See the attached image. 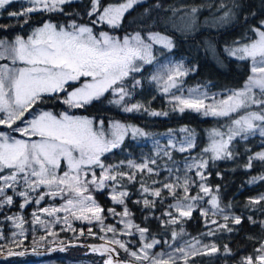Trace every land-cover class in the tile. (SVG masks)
Returning <instances> with one entry per match:
<instances>
[{
	"label": "snow or ice",
	"instance_id": "obj_1",
	"mask_svg": "<svg viewBox=\"0 0 264 264\" xmlns=\"http://www.w3.org/2000/svg\"><path fill=\"white\" fill-rule=\"evenodd\" d=\"M15 2L0 0V11L7 12L10 19L30 18L37 12L65 15L64 6L76 0H26L29 6L8 11ZM148 5L149 0H124L107 5L103 0H89V9L84 15L91 21L90 24L79 23L77 19L58 24L49 19L28 35L0 39V209L11 210L16 199L22 200L18 208L21 213L31 204L37 206L31 212L32 219L28 223L33 232L42 231L44 234L38 239L33 237V252L36 246L57 236V227L75 236L77 230L74 222H96L99 231L104 233L98 238L104 243L89 245L88 249L91 253L99 254L101 264H124L116 259L121 249L129 253L137 264H196L195 259L190 258L212 256L221 251L215 242L204 243L206 238L216 237L223 232L231 233L235 230L234 226L243 223L245 217L232 215L225 210L227 206L221 205L219 186L213 189L207 183L212 175L208 168L216 161L236 159L239 154L236 145L240 140H248L249 136L256 135L264 139V20L249 27L252 39L243 43L234 39L221 49L227 57L250 62V74L240 89L227 90L220 95L212 94L203 87L185 89V78L195 73L198 65L189 63L186 66L182 60H168L159 64L151 81L159 86L162 95L169 97L171 108L170 111H156L133 100L136 89L143 88L138 74L156 61L155 45L171 53L177 46L176 40L158 32L144 35L137 31L122 37L112 33L118 32L125 16L136 6H144L143 11L148 19H152L154 12H162L165 20L161 26L178 33L183 42L188 39L195 41L201 31L209 29L200 27V13L206 9L195 0L191 3L182 0L178 4L152 0L151 6ZM212 8L217 9L212 25L216 31H222L241 20L248 23L243 0H216ZM252 16L255 19L254 13ZM157 20L159 22V17ZM28 22L24 20L25 25ZM105 28L108 30L97 31ZM4 32L7 33V28ZM200 43L205 45L207 51H216L213 42L205 44L201 40ZM77 84L79 86L74 87ZM69 88L72 90L69 91ZM61 93L65 94L62 102L70 109H86L93 102L110 96L108 102L124 113L144 112L152 117H168L170 112L183 115L190 111L205 118L224 119L225 123L211 131L208 147L195 157H185L182 162L174 158L173 151L183 154L196 147L194 132L187 127L179 130L185 134L182 139L170 130L167 146L161 148L159 141H156L155 155L140 163L128 160L126 165L124 161L119 165H106V155L121 148L127 136L144 137L147 133L119 121L106 124L102 119L68 112L59 115L49 111L36 112L37 105L45 97ZM261 148L264 149V144ZM160 160L166 161L164 168L170 179L152 180V184L148 185L144 177L160 175ZM254 162L264 166V150L248 156L246 169L251 170ZM62 165L65 170L61 173ZM97 168L100 169L99 178L95 171ZM189 173H194L195 178ZM216 175L222 178L221 173L217 172ZM138 176L141 177L139 180ZM257 180L264 182V174L252 177L248 183ZM125 181L128 185L140 184L141 199L134 202L142 203L146 210L154 209L158 202L163 203L167 197L162 192L168 191L175 202L169 204L162 214L161 223L165 227H179L192 219L193 212H196L207 231L199 237L184 239L188 235L185 230L179 228L177 231L174 227L171 240H181L182 243L175 247L169 244L172 250L166 254L167 259H162L160 254H150V250L161 241L152 238L149 242V229L132 223L127 207L130 192ZM157 184L160 187H154ZM193 187L198 189L195 195L190 194ZM104 189H110L111 201L122 206L121 212L115 208L107 211L120 218V223L124 224L123 231L115 225L104 224L102 214L105 210L90 191ZM178 190L182 194L178 195ZM46 198H59L64 203L39 207ZM262 202L264 194L250 198L246 207L264 213V207H257ZM0 216L11 222L15 229L10 230V236L0 230V257L25 256L27 250H19L29 239L25 218L22 214L4 215L2 211ZM247 219L264 231V220L257 222L252 215ZM108 233L112 236L109 237ZM137 233L138 250H131L130 243L117 238L121 235L135 236ZM84 234V230L80 229L78 236ZM88 235L96 237L91 227L88 228ZM223 250L231 255L228 245H224ZM0 264H8V261L0 260ZM240 264H264V239L260 240L253 254L242 258Z\"/></svg>",
	"mask_w": 264,
	"mask_h": 264
},
{
	"label": "trees",
	"instance_id": "obj_2",
	"mask_svg": "<svg viewBox=\"0 0 264 264\" xmlns=\"http://www.w3.org/2000/svg\"><path fill=\"white\" fill-rule=\"evenodd\" d=\"M118 2H124V0H103L105 5L117 4ZM165 4L181 3L182 0H163ZM184 3H191L192 0H183ZM197 4H202L205 7V11L200 13V27L202 29H209L201 31L200 35L196 37L195 41L188 39L186 42L181 41L180 35L171 30V28H165L162 22L165 20V16L162 12L153 13L152 19H148L144 14V6H136L134 11H130L126 16L122 27L118 32L112 34H132L137 31H141L146 35L152 32H158L169 36L176 40L177 46L171 53L166 50H162V47L155 48V54H159L160 50L162 54H172L177 59L185 62L186 66L190 63L198 65V70L188 75L184 84L190 87H204L209 91H227L241 88L246 82L249 76L250 62L239 61L235 58L227 57L226 53L221 49L226 43H231L234 39H239L242 43L252 39L251 33L248 31L249 27L256 25L258 21L264 20V0H243L244 13L247 16L248 23L245 24L243 20L235 23L230 27L224 28L222 31H216L212 25L216 16L217 9L212 8V5L216 3V0H195ZM152 4V0H149V7ZM16 4H12L10 8H14ZM89 9V0H76L72 4H66L64 6L65 15L59 13L49 14L46 12L33 13L30 18H8L7 12L0 11V37L14 38L16 35H28L37 26L42 25L47 20L51 19L52 22L58 24H66L72 19H77L79 23L90 24L91 21L84 13ZM211 9V10H207ZM9 10V9H8ZM71 15H68V14ZM255 14L253 19L252 14ZM159 17V22L157 20ZM29 22L25 25L24 20ZM94 19V18H93ZM145 21L144 23H141ZM20 25V26H18ZM7 28V33L4 29ZM103 30H108L107 28ZM201 40L206 43L213 42V46L216 49L215 52H209L206 50L205 45L201 44ZM152 66V65H151ZM151 66H146L147 70L142 74H138V78L143 81V88L136 89L134 95V102H140L145 104L150 110L156 111H170L171 106L168 104L166 96L162 95L158 88L153 89L152 84L149 81V74ZM65 94L61 93L58 96L45 97L44 101L37 105V108H51L54 113L61 110H68L70 108L62 102ZM62 99H61V98ZM155 97V99H152ZM102 99L100 102H93L86 109H73V113L82 114L88 117H94L102 119L106 124L110 121H119L125 124L134 125L141 128L148 136H158L169 133H177L181 128L187 127L194 132V141L196 147L190 152L180 154L173 151V156L179 161H183L185 157H195L202 152V150L208 146L209 134L213 129L220 128L225 123L224 119H217L212 117H203L199 114H194L190 111H186L183 115L179 113L170 112L168 117H152L144 112L138 113H124L118 109L114 104H110L108 100ZM180 133V132H179ZM264 144V139L258 135L249 136L248 140H240L236 145L238 149V156L234 160L216 161L210 164L208 171L212 175L208 178L207 183L215 189L219 186V196L222 206L225 210L232 215H242L244 218L241 225L234 226V231L223 232L216 237H209L208 239L215 242L221 251L212 256H196L191 259H195L196 264H240L242 258L253 254V250L259 247L261 239H264V231L257 224L256 226L249 223L247 217L252 215L254 219L259 222L264 220V213L256 208L249 209L246 207L250 198H255L261 194H264V182L257 180L255 183H248L252 177H257L264 174V166L257 162H254V166L251 170H247L245 165L247 158L251 154H255L258 151L264 150L261 145ZM151 153V147L147 143L137 142L135 138L130 135L125 138L124 144L121 148L114 150L106 155L104 163L106 165H119L121 161L125 162L133 160L139 163L138 160L149 157ZM126 168V167H125ZM222 174V178L217 177L216 173ZM163 177H169L166 170H160L159 176L144 177L147 180V184L151 185L152 180L163 181ZM195 178V175L192 176ZM141 177H137L139 180ZM130 196L127 198V207L131 213L132 221L140 226L147 227L150 231V236L163 239L164 237H170L171 226L165 227L161 223L162 214L168 208L169 204L175 201L169 196L167 190H163L162 194L167 197L163 203H157L154 209L146 210L142 206V203H135L134 201L141 199V193L139 192L140 184L135 183L128 185L125 181ZM154 187H160L159 184ZM198 189L193 187L190 191L191 195H195ZM180 195V191L177 193ZM96 200L105 210L102 214L104 224H112L117 222V218L108 213V209L115 208L117 212H121L122 206L115 205L109 196V189L102 191H95ZM151 198V197H150ZM264 207V202L260 206ZM19 204L16 202L12 209L18 210ZM213 219L221 220L220 217H213ZM77 221L76 225L82 223ZM93 226V232L96 233V237L88 235V226ZM84 230V236H78L79 229L76 235L70 231L62 232L57 237H50L46 243H42L36 248L47 249L56 244L67 243L72 241H84V242H103L98 237L99 227L96 222L92 224H82ZM178 228H183L188 234L186 236H200L201 233L207 231L205 224L202 222V218L193 212L192 219L181 223ZM254 237V239H249ZM228 245L231 250V255L225 254L223 246ZM32 242H25V249L33 248ZM86 249L82 247L67 248L66 251H58L52 254L36 257L34 254H30L23 257H12L4 259L8 261V264H22L40 262L49 259L56 260L59 263L76 264L83 262L84 260H90V264H101V258L97 254L85 255ZM119 254L123 259L135 261L130 257L129 253H125L122 249L119 250ZM32 261V262H31Z\"/></svg>",
	"mask_w": 264,
	"mask_h": 264
},
{
	"label": "rangeland",
	"instance_id": "obj_3",
	"mask_svg": "<svg viewBox=\"0 0 264 264\" xmlns=\"http://www.w3.org/2000/svg\"><path fill=\"white\" fill-rule=\"evenodd\" d=\"M14 4H16V6H15L14 8H9L8 11H17V10H21V6H23V7H27V6H29V5L27 4L26 0H16V2L13 3V5H14ZM82 24H83V23H82ZM99 30H103V29H97V31H99ZM132 34H135V33H132ZM148 34H149V33H148ZM159 34L162 35V36H167V35H164V34H161V33H159ZM114 35H118V34H114ZM123 35H125V34H122V35H119V36L122 37ZM129 35H131V34H129ZM146 35H147V34H146ZM168 37H169V36H168ZM169 38H170V37H169ZM0 39H13V38L0 37ZM146 42H147V41H146ZM158 47H161V46H160V45H155L153 51H155V48H158ZM154 55L156 56V61H155V62L153 63V65L151 66L152 68H151V70H150V74H149V81L151 82V84H152V88H153V89H155V88H158V89H159V86L156 85V84H154V83L151 81V76H152V74L155 73L156 68L159 66V64H160L161 62L167 63L168 60L179 61L180 59H177L175 56H173L172 54H169V53H167V54H162V53H161V50H160V53H159V54H155V52H154ZM165 58H166V59H165ZM78 86H79L78 84H77V85H74V87H78ZM183 87H184L185 89L194 88V87L186 86V85L184 84V82H183ZM203 88H204V87H203ZM205 89H207V88H205ZM239 89H240V88H239ZM68 90L71 91L72 89L69 88ZM207 90H208V89H207ZM208 91H209V90H208ZM209 92L212 93V94L220 95V94L225 93L226 91H223V92H221V91H213V92L209 91ZM60 98H61V97H60ZM61 99H62V98H61ZM63 99H64V98H63ZM63 99H62V100H63ZM166 99L168 100L169 97L166 96ZM139 103H140V102H139ZM40 111H49V112H52V113L55 114V115H59V114L64 113V112H68L69 114L76 115V116H85V115H82V114L73 113V109H70V111H68V110H61L60 112H57V113H54V112L52 111L51 108H37V109H36V112H37V113L40 112ZM87 117H88V116H87ZM114 121H116V120H114ZM111 122H112V121H110V123H111ZM128 125H130V124H128ZM210 133H211V132H210ZM172 134L175 135V136H178V137L181 138V139H182L183 136L185 135L184 133H179V132H177V133H172ZM209 135H210V134H209ZM130 136H131V135H130ZM168 136H169V133H166V134L158 135V136H148V135H146V136H144V137L137 136V137H135V139L137 140V142H140V143H147V144L150 145V147H151V153H150V155H149V157H150V156H154V155H155V151H156V144H155V142H156V141H159V144H160V147H161V148L166 147V146H167ZM132 138H133V137H132ZM208 145H209V142H208ZM207 147H208V146H207ZM169 150L172 151L171 149H169ZM147 158H148V157H147ZM147 158H144V159H142V160H138V161H139V163H140L141 161H143V160H145V159H147ZM176 160H177V159H176ZM177 161H179V160H177ZM179 162H182V161H179ZM165 163H166L165 160H160V161H159V164H160V169H159V170H165V168H164ZM63 170H65V169H64V167H63V165H62V167H61V173H62ZM125 170H128V169L125 168ZM95 171H96L97 178H99V176H100V169L97 168ZM189 175H190V176H193L194 173H189ZM88 179L90 180V179H91V176H89ZM169 179H170L169 177H163V178H162L163 181H166V180H169ZM127 190H128V189H127ZM41 191H44V189H41ZM90 191H91L92 195H93L94 198H95V195H94L95 190H90ZM178 191H179V190H178ZM9 194H12V193L9 192ZM181 194H182V193H181ZM109 196H110V189H109ZM95 200H96V198H95ZM96 201H97V200H96ZM16 202H17L18 204H20V203L22 202V200H21V199H16L15 203H16ZM62 203H64V201L61 200V199H59V198H57V199H55V200H53V199H51V198H46L45 201H43V202L39 205V207L42 208V207H45V206H59V205H61ZM97 203H98V201H97ZM98 204H99V203H98ZM99 205H100V204H99ZM36 208H37L36 205L31 204V205L27 206V208H25L24 210H22V213H21V211H18V210H16V209L9 210L8 208L0 209V211H2V212L4 213V215H12V214H15V215H21V214H22L23 217L25 218V221H26V222H25V228L27 229V231H28V233H29V239H28L27 241L32 242L33 237H35L36 239H38L40 235H43V234H44L42 231H36V232H33L32 228L30 227V225H29V223H28V222L32 219V217H31V215H30L31 212L34 211V210H36ZM121 210H122V208H121ZM60 215H63V214H60ZM220 218H221V217H220ZM131 220H132V219H131ZM76 223H77V221L74 222V225H73V226H74L76 229H79V230H80V229L83 228L82 224H84V223H86V222H83V223L81 222V223H82L81 225H76ZM78 223H79V222H78ZM132 223H133L134 225H136L133 221H132ZM97 225H98V224H97ZM105 225H107V224H105ZM109 225H115V226L118 228V230H120V231H123V229H124V224H123V223H120V218H117V222H116V223H112V224H109ZM61 227H62V225H61ZM88 227H91V228L93 229V226H92V225H89ZM98 227H99V225H98ZM171 227H172V228H170V229L172 230V229H173L174 227H176V226H171ZM212 227H215V225H212ZM0 230H3V232H4L5 235L10 236V235H11L10 230H15V229H13L11 222H7V221H5V220H4V216H0ZM55 230L57 231V236H58L60 233H62V232H67V231H60V228H59V227H57ZM176 230L179 231V228L176 227ZM99 233H101L100 235H104V233H102V232H100V231H99ZM107 235H108L109 237L112 236L111 233H108ZM57 236H56V237H57ZM191 237H199V236H185L184 239H189V238H191ZM117 238L122 239V241H124L125 243H130V244H131V250H138L139 247H140V244L138 243V240H139L138 233H137L135 236L121 235V236H118ZM152 238H155V239H157V240H160L161 243H160L157 247H155L154 249H151V250H150V254H160V256H161L162 259H167L168 257H167L166 254L169 253V252L172 250V249L169 248V244H171V245H173V247H175L176 244H178V243H182L181 240H176V241L171 240V235H170V237H164L163 239L150 236V237H149V242H150V240H151ZM27 241H25V242H27ZM164 241H168V243H165ZM204 243H212V241L209 240L208 238H206V239L204 240ZM141 255H142V253H141ZM190 259H191V258H190ZM31 262H32V261H31ZM90 263H91L90 260H84L83 262L76 263V264H90ZM22 264H65V263H59V262H57L56 260L49 259V260L40 261V262H32V263H29V262H28V263H22ZM181 264H182V262H181Z\"/></svg>",
	"mask_w": 264,
	"mask_h": 264
},
{
	"label": "water",
	"instance_id": "obj_4",
	"mask_svg": "<svg viewBox=\"0 0 264 264\" xmlns=\"http://www.w3.org/2000/svg\"><path fill=\"white\" fill-rule=\"evenodd\" d=\"M101 243H104V241L103 242H95V243L84 242V241H72V242H67V243L56 244V245H54L50 248H47V249L36 248L35 252H33L32 249H26L27 254L25 256L30 255V254H34L36 257H42V256L52 254L54 252L66 251L67 248H71V247H82V248L86 249V251L84 252L85 255L95 254V253L90 252V250L88 249V246L89 245H100ZM71 244H78L80 246H70ZM61 249H63V250H61ZM97 255L99 256V254H97ZM4 259H8V258L7 257H0V260H4ZM116 259L123 261L124 264H137V262H135V261L123 259L120 254L116 257Z\"/></svg>",
	"mask_w": 264,
	"mask_h": 264
}]
</instances>
